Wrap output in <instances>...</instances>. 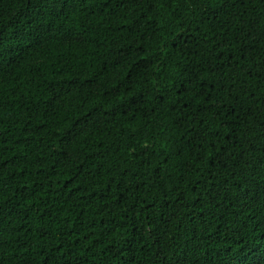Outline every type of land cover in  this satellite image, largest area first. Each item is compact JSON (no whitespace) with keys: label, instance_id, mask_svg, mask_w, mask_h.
Listing matches in <instances>:
<instances>
[{"label":"trees","instance_id":"1","mask_svg":"<svg viewBox=\"0 0 264 264\" xmlns=\"http://www.w3.org/2000/svg\"><path fill=\"white\" fill-rule=\"evenodd\" d=\"M0 264H264V0H0Z\"/></svg>","mask_w":264,"mask_h":264}]
</instances>
